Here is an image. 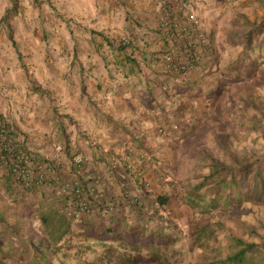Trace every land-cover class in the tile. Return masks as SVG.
<instances>
[{"label":"crops","instance_id":"obj_1","mask_svg":"<svg viewBox=\"0 0 264 264\" xmlns=\"http://www.w3.org/2000/svg\"><path fill=\"white\" fill-rule=\"evenodd\" d=\"M30 4L19 23L0 27V122L14 129L22 146L47 159H53L55 145L64 146L72 157H87L89 162L81 167L87 187L90 179L100 182L103 197H113L120 208L138 198L146 209L144 217H157L152 218L155 225L162 214L155 199L168 196V137L173 130L181 133L196 115V106L204 108L207 100L183 99V109L175 112L177 87L187 85L189 94L198 78L195 74L175 81L168 75L160 20L168 6L183 5L184 13L205 18L217 5L213 0ZM51 8L57 10L50 13ZM13 31L26 40L19 49L10 46ZM124 39L131 48H119ZM111 158L119 163L114 180L105 172ZM60 161L69 177L68 156L64 153ZM128 162L148 175L149 189L127 172ZM4 175L0 167V213L13 219L16 192L3 190ZM19 198L22 206L29 203ZM123 215L138 220L128 209Z\"/></svg>","mask_w":264,"mask_h":264},{"label":"trees","instance_id":"obj_2","mask_svg":"<svg viewBox=\"0 0 264 264\" xmlns=\"http://www.w3.org/2000/svg\"><path fill=\"white\" fill-rule=\"evenodd\" d=\"M249 25L236 43L242 46L241 52H235L224 67L209 37L198 61L185 52L183 55L181 50V60L196 62L195 70L188 73L168 70V75L175 81H185L195 74L198 79L189 94L187 85L177 87L175 112L183 109V99H215L228 83L252 76L256 63L264 55V17ZM131 47V42L119 45L123 50ZM250 118L244 129L259 131V119ZM2 123L5 122H0V167L6 172L2 188L6 193L16 192L13 202L17 208L13 219L0 213V264H174L180 257L177 242L183 233L172 231L169 221L159 217L154 225L157 217H144L146 209L142 201L136 205L127 203L126 209L138 216L137 221L123 215L125 206L120 208L111 196L103 197L100 182L90 179L91 186L87 187L81 169L72 165L74 157L67 151L64 153L70 162L69 177L64 176L61 161L47 159L38 151L22 146L14 136V129L7 123L3 130ZM263 130L261 127L262 136ZM252 160L241 162L231 157L229 162L214 163L199 185L186 193L185 202L200 214L191 221L187 237L193 252H203L195 264H264V228L262 235L251 233L259 243H246L226 232V248L219 245L215 251L213 244L218 239L220 225L207 221L214 211L228 212L245 202L264 203V157ZM73 178L85 187L84 200L90 208L87 214L80 213L73 191L66 188ZM141 186H144L142 182ZM20 195L29 199V203L22 206ZM155 200L160 212L171 208L166 196L160 195ZM164 232L171 234L167 243Z\"/></svg>","mask_w":264,"mask_h":264},{"label":"rangeland","instance_id":"obj_3","mask_svg":"<svg viewBox=\"0 0 264 264\" xmlns=\"http://www.w3.org/2000/svg\"><path fill=\"white\" fill-rule=\"evenodd\" d=\"M29 1L30 6L40 3V0H0V27H5L11 21L19 23L18 19L28 14ZM213 2V5H217L215 11L206 13L205 18L200 19L213 43L215 55L220 58L224 67L235 52H241L242 46L236 43L237 40L240 42V36L247 31L249 23L263 19L264 0ZM56 10L49 9L50 13ZM10 36L12 48L19 49L25 45L26 40L16 38L14 31ZM222 88L217 98L204 102V108L196 106V115L190 118L189 123H184L186 126L181 129V133L173 130L168 137L166 197L171 208L162 210L160 217L170 222L172 231L183 233L177 242L180 257L174 260V264H195L194 261L203 253L200 250L193 252L188 245L190 223L199 218L200 214L198 209H192L185 202L186 193L199 185L214 163L229 162L231 157L241 162L264 157V136L261 132V127H264V55L256 63L252 76L233 81ZM253 116L259 119L260 130L256 132L252 131V128L244 129V124L249 123L250 117ZM207 221L215 226L217 223L220 225L218 239L213 244L215 251L219 245L226 248V232L246 243H259L257 236L251 233L256 231L258 235L263 234L264 203L245 202L239 208L228 212L214 211L212 215L207 216ZM29 229L33 231L31 225ZM162 235L164 243L171 238V234L166 232ZM165 255L168 256V252Z\"/></svg>","mask_w":264,"mask_h":264},{"label":"built area","instance_id":"obj_4","mask_svg":"<svg viewBox=\"0 0 264 264\" xmlns=\"http://www.w3.org/2000/svg\"><path fill=\"white\" fill-rule=\"evenodd\" d=\"M159 31L163 43L161 53L162 61L166 71L169 70L172 73H188L194 71V67H196V62L181 60V58L182 53L184 55L185 52L186 55H191L195 57L196 61H198L199 53L202 52V48L206 47L209 43L208 33L200 17H198L196 14L184 13L183 5L178 9H173L168 6L164 8L163 16L160 20ZM122 44H129V40L124 39L122 41ZM168 50L171 51V54L169 55ZM181 50L182 53H180ZM179 55L181 57H179ZM6 124L7 123H2L1 128L3 130L5 129L4 126ZM3 130H1V132ZM3 138L7 140V136ZM52 151L54 154L53 159L56 161H60L62 155L65 152V149L62 145H55ZM88 162L89 159L87 157H74L72 160V165L81 169V167ZM118 164L119 163L116 158H111L108 164L105 166V172L110 176L112 180L116 178L115 169ZM127 172L135 173V178L140 179L144 187L149 189L150 178L144 171L140 170V168H137L135 164L128 162ZM66 188H70L73 191L74 196L78 201L77 206L80 209V213H89L90 208L84 200L85 187L83 183L79 179L73 178L70 183L66 186ZM98 197L99 195L97 196V198ZM131 201L134 205L139 202L138 198L137 200L131 198Z\"/></svg>","mask_w":264,"mask_h":264}]
</instances>
